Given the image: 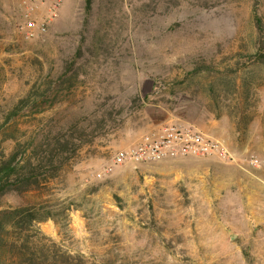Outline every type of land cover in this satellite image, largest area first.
I'll list each match as a JSON object with an SVG mask.
<instances>
[{"label":"rangeland","instance_id":"1","mask_svg":"<svg viewBox=\"0 0 264 264\" xmlns=\"http://www.w3.org/2000/svg\"><path fill=\"white\" fill-rule=\"evenodd\" d=\"M255 11L264 0H0V163L17 150L28 176L0 209L51 211L29 232L56 244L50 264H264V166L225 182L244 169L201 158L206 182H186L169 161L114 163L170 124L264 157ZM26 13L47 30L29 35Z\"/></svg>","mask_w":264,"mask_h":264},{"label":"built area","instance_id":"2","mask_svg":"<svg viewBox=\"0 0 264 264\" xmlns=\"http://www.w3.org/2000/svg\"><path fill=\"white\" fill-rule=\"evenodd\" d=\"M26 3L48 4L51 11L57 10L64 0H21ZM33 8V7H32ZM25 28L29 35L43 33L48 21L44 16L25 14ZM216 158L226 163L238 165L246 172L264 166V157L259 155H238L227 148L220 140L206 135L201 130L185 125L170 124L162 130L147 133L128 148L115 154L114 163L127 162L152 164L171 159ZM243 161L244 163H242ZM113 166L104 167L101 173L107 174Z\"/></svg>","mask_w":264,"mask_h":264},{"label":"trees","instance_id":"3","mask_svg":"<svg viewBox=\"0 0 264 264\" xmlns=\"http://www.w3.org/2000/svg\"><path fill=\"white\" fill-rule=\"evenodd\" d=\"M92 0H86V9L89 11ZM255 26L257 39L253 52L244 56L245 61H252L264 64V21L255 11ZM246 57H248L246 59ZM209 68L211 66L204 65ZM39 167L41 165H38ZM25 165L19 161V154L16 151L7 160L0 163V195L12 183L24 182L28 176H24L22 170ZM51 211L38 209L35 206H20L12 209H0V264H50L58 257V253L52 250L53 246L45 244H34V238L29 232L36 224L47 220ZM35 245V246H33ZM249 261L250 254L245 252Z\"/></svg>","mask_w":264,"mask_h":264},{"label":"crops","instance_id":"4","mask_svg":"<svg viewBox=\"0 0 264 264\" xmlns=\"http://www.w3.org/2000/svg\"><path fill=\"white\" fill-rule=\"evenodd\" d=\"M200 159L201 158L194 157V158H186V159L165 160V162L169 161L166 163V166L170 168L163 169V171L165 172H170L173 170L177 171V176L173 175L171 177L172 181H174V178L177 177L178 180L183 179L186 182H206L205 179L203 180L199 179V177L197 176L198 170H196L194 166L190 165V164H193L192 163L193 161H197ZM157 163H160V162H157ZM157 163H154V164H157ZM180 163H182V165ZM152 164H148V166H152ZM226 174L227 175H226L225 182H257L252 179V178H255L254 176L249 175L248 172L241 170L238 167L227 169Z\"/></svg>","mask_w":264,"mask_h":264}]
</instances>
